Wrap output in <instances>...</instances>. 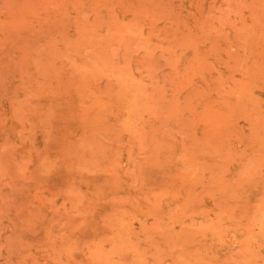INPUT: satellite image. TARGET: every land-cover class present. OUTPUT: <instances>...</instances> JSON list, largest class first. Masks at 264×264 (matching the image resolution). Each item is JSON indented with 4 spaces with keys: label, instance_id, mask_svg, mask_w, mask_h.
I'll list each match as a JSON object with an SVG mask.
<instances>
[{
    "label": "rangeland",
    "instance_id": "rangeland-1",
    "mask_svg": "<svg viewBox=\"0 0 264 264\" xmlns=\"http://www.w3.org/2000/svg\"><path fill=\"white\" fill-rule=\"evenodd\" d=\"M0 264H264V0H0Z\"/></svg>",
    "mask_w": 264,
    "mask_h": 264
}]
</instances>
